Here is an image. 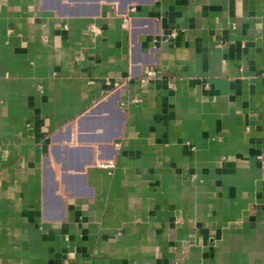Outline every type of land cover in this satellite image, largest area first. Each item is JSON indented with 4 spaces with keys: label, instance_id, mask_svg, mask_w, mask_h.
<instances>
[{
    "label": "crops",
    "instance_id": "crops-1",
    "mask_svg": "<svg viewBox=\"0 0 264 264\" xmlns=\"http://www.w3.org/2000/svg\"><path fill=\"white\" fill-rule=\"evenodd\" d=\"M0 264H264V0H0Z\"/></svg>",
    "mask_w": 264,
    "mask_h": 264
},
{
    "label": "built area",
    "instance_id": "built-area-1",
    "mask_svg": "<svg viewBox=\"0 0 264 264\" xmlns=\"http://www.w3.org/2000/svg\"><path fill=\"white\" fill-rule=\"evenodd\" d=\"M127 20H124V24H127ZM93 31H94V33H97V30H95V29H93ZM147 74L149 75V76H151L152 75V72H150V71H148L147 72ZM100 167H102V168H110L111 167V165L110 164H107V163H102V164H100Z\"/></svg>",
    "mask_w": 264,
    "mask_h": 264
}]
</instances>
